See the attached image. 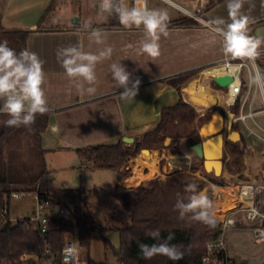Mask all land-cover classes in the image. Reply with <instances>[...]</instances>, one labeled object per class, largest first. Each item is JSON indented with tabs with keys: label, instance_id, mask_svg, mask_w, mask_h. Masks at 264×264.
<instances>
[{
	"label": "trees",
	"instance_id": "obj_1",
	"mask_svg": "<svg viewBox=\"0 0 264 264\" xmlns=\"http://www.w3.org/2000/svg\"><path fill=\"white\" fill-rule=\"evenodd\" d=\"M221 1H204L197 14L203 16L206 10ZM45 17L46 14L35 29H24L5 27L0 14V42L7 41L8 46L17 52L28 49L30 33L45 28L43 25ZM200 25L198 19L187 14L170 18L168 22V27L171 28ZM92 28L102 30L124 27L115 16H112L102 22L92 23ZM257 61L264 70V56ZM194 73V71L181 72L165 78L164 81L177 88L181 94L182 85L187 83ZM217 86L222 89L221 86ZM244 87H247L246 79H244ZM230 109L237 113L239 103ZM213 110L214 108L203 113L205 121L209 120ZM51 112L49 109L44 115L37 114L35 123L30 128L7 127L4 123L0 125V264H38L39 260L49 257L59 262L68 233L75 236L80 245L90 248L92 232L99 231L105 244L112 246L106 236L111 229L116 230L120 237V249H114L118 264H200L206 253L207 243L216 240L221 233L220 222L215 218V227H209L202 222L192 221L187 216L181 219L174 205L178 193L179 198L187 202V197L190 195L184 191L187 184L195 183L199 192L203 190L205 183L199 180H187L189 177L187 170L178 169L160 181L142 183L138 186L119 185L110 193L129 212L130 221L128 224L107 227L96 218L88 194L83 188L59 187L54 184L53 170L48 166L46 149L42 144V134L47 128ZM199 115L202 114L181 96L177 103L162 109L160 120L154 129L135 137L134 142L127 143L121 138L116 143L78 148L77 152L84 167L117 169L119 176L122 177L129 173V170L121 167L144 149H169L173 153L182 154L181 147L177 145L176 138H179V133L174 130L175 122L176 120L194 122ZM168 137L173 140L170 144L166 143ZM187 140L190 147L201 141L200 129L193 128ZM24 145L30 150L31 158L24 157L22 150ZM128 181L135 183L133 179ZM213 181L222 183L216 177H213ZM14 192H20L23 196L38 194L40 200H48L55 206H66L70 210V215H51L46 236L43 237L28 217L20 218L16 222L9 219V205ZM208 196L211 200L214 199L212 194ZM213 205L214 216L222 215L220 207ZM5 208H8L6 215L3 214ZM155 229L160 230L161 239L166 238L169 233H174L175 239L170 243L181 247L184 252L182 259L172 261L161 255L151 260L141 257L139 243L160 242L150 236L151 231ZM46 248H50V253H43ZM24 254L39 255L40 258L39 260L34 257L24 259L22 258ZM242 264H264V261L260 263L243 261Z\"/></svg>",
	"mask_w": 264,
	"mask_h": 264
},
{
	"label": "crops",
	"instance_id": "obj_2",
	"mask_svg": "<svg viewBox=\"0 0 264 264\" xmlns=\"http://www.w3.org/2000/svg\"><path fill=\"white\" fill-rule=\"evenodd\" d=\"M252 2L255 7L251 9L245 4L246 13L253 17L248 28L250 35L255 34L258 25L264 24V8H261L260 0ZM226 4L227 0H222L206 10L203 16L197 14L201 5L196 11L190 10V15L201 22L200 26L168 27V35L162 36L160 40L161 55L154 62L138 54L139 42L144 36L142 28L102 29L105 45L111 46L113 53L110 59L97 64V91L90 96L77 93L70 85L57 62L56 51L59 47L79 44L85 51L97 52L98 48L105 45L90 42L91 30H85L84 24L79 22L60 25L57 22L61 17L57 0H0V14L5 27L35 29L46 14L43 21L45 28L32 31L27 43V50L37 53L45 61L44 91L52 111L42 134L46 154L49 151L78 154V148L116 143L124 136H141L154 129L162 109L177 103L181 96L201 111L222 105L220 90L212 88L210 82L203 83L204 94L196 96L190 87L196 80L191 81L190 78L189 84L182 85L180 94L177 88L167 84L164 79L185 71L198 73L225 57L221 46L222 37L213 30L209 21L216 17L227 20ZM104 20L105 17H100L93 23ZM113 62H120L126 68L131 74V81L140 80L134 99H122L120 93L123 89L113 85L109 72V65ZM2 103L0 101V105ZM156 152L159 154L154 156ZM182 155L169 149H149L147 155L146 151H142L121 167L129 170L125 176L120 177L117 169H111L117 178L116 187L163 180L168 174L181 169L174 160ZM164 159L166 161L161 162ZM79 163L85 171L81 157ZM129 179L135 183H130Z\"/></svg>",
	"mask_w": 264,
	"mask_h": 264
},
{
	"label": "clouds",
	"instance_id": "obj_3",
	"mask_svg": "<svg viewBox=\"0 0 264 264\" xmlns=\"http://www.w3.org/2000/svg\"><path fill=\"white\" fill-rule=\"evenodd\" d=\"M170 6L172 0H165ZM245 4L249 9L255 7L252 0H227V20L216 17L209 21L213 30L222 37L223 55L231 60H239L252 66L249 83L264 95V70L256 64L262 55L264 40L249 34L248 28L253 20L246 13ZM264 8V0H260ZM98 14L107 17L115 16L120 25L126 29L141 28L144 36L139 42L138 54L146 60L154 62L161 55L160 40L168 35L169 13L167 9L148 7V0H98ZM84 29H91L90 42L96 45H105V38L101 30L92 28L91 21L84 24ZM113 49L105 45L98 48L97 52L85 51L82 45H68L59 47L56 51L57 62L64 70L68 79L77 93L94 95L98 83L97 64L112 57ZM45 61L33 51L24 49L17 52L8 46V42H0V114L9 118L3 123L7 127L21 126L30 128L35 123L37 114L44 115L48 112V103L44 91L46 73ZM242 64L232 65L239 69ZM109 72L113 85L123 92L122 99H134L137 95L140 80H130L131 74L120 62L109 65ZM195 183H189L184 191L189 193L187 202L179 198L174 205L179 217L186 216L192 221L202 222L209 227H215L216 220L213 213V201L203 191H197ZM150 236L160 241L153 244L139 243L140 255L145 260H151L157 255L165 256L169 260L177 261L183 258L181 247L170 243L175 239L174 233H169L161 239L159 229L152 230Z\"/></svg>",
	"mask_w": 264,
	"mask_h": 264
},
{
	"label": "rangeland",
	"instance_id": "obj_4",
	"mask_svg": "<svg viewBox=\"0 0 264 264\" xmlns=\"http://www.w3.org/2000/svg\"><path fill=\"white\" fill-rule=\"evenodd\" d=\"M173 1L192 11H196L202 4V0ZM57 3L58 12L61 15L60 20L57 22L62 26L70 22L85 24L91 21V23H93L95 19L104 17L98 14L97 0H57ZM149 8L167 9L169 18L185 14L183 10L173 5L170 6L164 0H149ZM252 36L257 37L255 34H252ZM197 78L198 74L195 73L192 75L191 81ZM208 82H210L212 88L220 90V87L217 86L219 84L212 81L211 78L203 79V83L206 84ZM222 89L224 90L225 87H222ZM220 96L222 105H216L215 107L220 108L223 113L232 111L225 104L224 94L221 91ZM255 98L259 107H262V98L259 90ZM195 109L202 115L196 117L194 122H185L183 120H176L175 122L174 130L179 133V138H176L178 141L177 145L179 144L181 147L183 155L181 158L174 160V163L178 168L187 170L189 173L187 180H199L205 183V187L202 191L207 195H213V204L220 207V209L232 208L234 204L231 198L223 201L219 200L218 197L216 198V192L218 191L217 187L243 182L264 185V154L262 152L264 142L262 139H255V137L249 136L243 124L234 123L235 127L233 126V129L241 132L243 136H241V139H236L235 141L225 138L223 170L220 176H216L213 171L209 172L204 169L203 160L195 154L193 149L191 150L187 140V136L193 128L201 129L202 125L206 122L203 113H206L208 110L204 109L201 111L198 110L197 107H195ZM3 115L0 116V125L9 118L5 114ZM255 118L264 127V112L258 113ZM248 122L252 125L254 124L252 119H249ZM255 128L264 135L263 130L256 126ZM223 133L226 136V128ZM203 139L204 137H202V140ZM172 141L171 138L168 144ZM234 145H236V147H234ZM22 150L25 158L32 157L26 145L22 147ZM154 150L162 151L163 149ZM158 154L159 153L156 152L154 156ZM46 159L49 168L53 170L52 176L54 184L59 187L83 188L88 194V199L93 206L95 216L100 223L107 227L129 223V212L110 193V191L116 187L117 182L113 170L86 167V170L83 171V168L80 167L79 155L72 152L49 151L46 154ZM155 161L157 160L155 159ZM164 161L166 160H161V162ZM174 168L177 169L176 167ZM213 177L218 178L222 183L219 184L214 182ZM36 203V198L32 194L24 195L22 198H11L9 205L10 215L12 217L30 216L36 209ZM66 236L75 239V245L78 250L77 264H118L114 249H120V237L116 230L111 229L106 233L112 246L105 244L99 231L92 232L90 248L80 245L76 237L72 234L68 233ZM226 248L230 256L239 255L242 261H248L250 263H260L264 261V243H258L255 240L252 229L248 224H238L227 229Z\"/></svg>",
	"mask_w": 264,
	"mask_h": 264
},
{
	"label": "built area",
	"instance_id": "obj_5",
	"mask_svg": "<svg viewBox=\"0 0 264 264\" xmlns=\"http://www.w3.org/2000/svg\"><path fill=\"white\" fill-rule=\"evenodd\" d=\"M131 2H134V0H131ZM203 3L204 1L202 0L201 6ZM172 5L183 10L187 15L191 14L190 9L173 0ZM261 51V56H264V47H262ZM235 64H242V62L224 57L222 60L203 68L197 73L198 78L195 81L197 84L196 89H199V86L203 85V79L211 78L212 81H214L215 76L226 74L232 75L233 80L227 85V87H225L224 90L220 89V91L224 94V102L229 108L239 103L238 112L234 113V123L243 124L249 136L255 137V139H262L264 142V135L258 132L255 128L256 126L264 131L262 124L255 118L258 113L264 112V95L261 94L263 106L259 107L255 98L258 89L249 83V75L252 70V66L245 62L239 69H235L232 67V65ZM256 64L259 66L258 61H256ZM229 68H232V70L230 71ZM244 79L247 80L246 88L244 87ZM249 119L253 120V125L248 122ZM262 152L264 154V145L262 146ZM217 190L216 198H223V200L231 198L234 203V207L227 209L222 215L214 216L219 220L222 230L216 240L209 241L207 243L206 253L203 255L200 264H242V258L240 261H237V256H230L227 251V229L238 224H248L252 229L255 240L258 243H264V185L243 182L233 185L218 186ZM34 196L37 201L36 209L34 213L27 217L28 220L39 230L40 234L45 237L48 230L49 217L51 215H70V210L66 206H55L48 200H40L38 194H35ZM22 197L23 194L20 192H14L12 194V198ZM7 213L8 208H5L3 210V214L6 215ZM20 218L25 217L9 216V219L12 222H16ZM43 253H50V248H46ZM29 257H34L37 260L40 258L39 255L29 254H24L22 258L27 259ZM77 263L78 250L75 245V239L70 237H66L65 244L61 250V259L59 262H56L51 257L42 261L39 260L38 262V264Z\"/></svg>",
	"mask_w": 264,
	"mask_h": 264
},
{
	"label": "water",
	"instance_id": "obj_6",
	"mask_svg": "<svg viewBox=\"0 0 264 264\" xmlns=\"http://www.w3.org/2000/svg\"><path fill=\"white\" fill-rule=\"evenodd\" d=\"M255 35L259 38L264 39V24L258 25L255 28ZM233 80L232 75H220L215 76L214 81L221 87H227V85ZM216 123L214 124V122ZM234 126V112L228 111L223 113L220 108L215 107L213 114L206 121L201 129V141L193 144L191 149L195 151V154L203 159V166L206 171H213L216 176H220L223 170V155L225 138L235 141L241 139V133L238 130L233 129ZM226 128V136L223 131ZM202 137L204 139L202 140ZM123 140L127 143L134 142L135 138L132 136H124ZM171 138L166 139L168 144ZM143 151H149L144 149ZM241 257L237 256V261H240Z\"/></svg>",
	"mask_w": 264,
	"mask_h": 264
},
{
	"label": "bare ground",
	"instance_id": "obj_7",
	"mask_svg": "<svg viewBox=\"0 0 264 264\" xmlns=\"http://www.w3.org/2000/svg\"><path fill=\"white\" fill-rule=\"evenodd\" d=\"M229 70L231 71L232 70V68H229ZM196 83L195 82H193L191 85H190V87L192 88L191 90H192V93H194V95H196V96H199V95H201V94H204V91H203V85H200L199 86V89H196ZM188 86V85H187ZM196 89V90H195ZM208 93V92H207ZM197 100V99H196ZM216 121L217 120H215V122H214V124L216 123ZM192 150V149H191ZM146 153H148V151H146ZM147 155V154H146ZM134 181V180H133ZM219 200H222L223 201V199L221 198V199H219ZM230 201V200H229ZM234 204V203H233ZM221 206V205H220ZM221 210H222V214L227 210V209H223V208H221Z\"/></svg>",
	"mask_w": 264,
	"mask_h": 264
}]
</instances>
